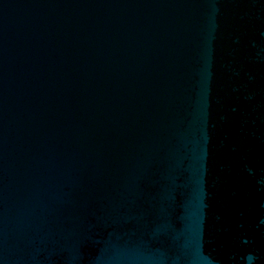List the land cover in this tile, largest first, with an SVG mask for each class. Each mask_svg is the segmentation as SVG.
Instances as JSON below:
<instances>
[{"label":"water","instance_id":"water-1","mask_svg":"<svg viewBox=\"0 0 264 264\" xmlns=\"http://www.w3.org/2000/svg\"><path fill=\"white\" fill-rule=\"evenodd\" d=\"M0 264H264V0H0Z\"/></svg>","mask_w":264,"mask_h":264}]
</instances>
